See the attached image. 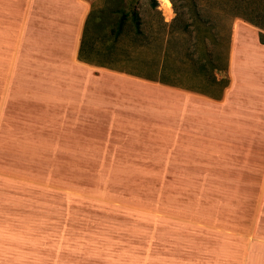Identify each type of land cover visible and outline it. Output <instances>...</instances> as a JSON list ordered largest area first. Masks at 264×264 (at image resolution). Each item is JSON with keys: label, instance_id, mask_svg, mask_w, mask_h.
<instances>
[{"label": "rangeland", "instance_id": "1", "mask_svg": "<svg viewBox=\"0 0 264 264\" xmlns=\"http://www.w3.org/2000/svg\"><path fill=\"white\" fill-rule=\"evenodd\" d=\"M156 1L105 13L135 9L161 44L167 32V74L243 26L256 55L241 49L233 85L264 93L259 30L235 15L257 0ZM130 26L118 43L153 58L159 39L134 51ZM16 57L0 46V264H264V95L213 105L97 68L70 92Z\"/></svg>", "mask_w": 264, "mask_h": 264}, {"label": "crops", "instance_id": "2", "mask_svg": "<svg viewBox=\"0 0 264 264\" xmlns=\"http://www.w3.org/2000/svg\"><path fill=\"white\" fill-rule=\"evenodd\" d=\"M108 4L109 0H0V46L13 47L17 60L21 62L46 63L55 73V84L61 83L59 79L63 83L68 82L70 92L73 88H78L80 81L97 68L102 70L101 75L113 77L114 74H119L145 82H156L195 95L201 102L213 105L222 102L228 104L241 99L246 103V96L253 101L254 96L264 95L259 90L252 93L237 90L235 84L233 85L240 65L241 49L256 55L254 46L243 43V26L236 24L231 33L229 70L232 78L229 85L219 94L211 90L208 81L205 84L203 76L199 75L191 80V84L199 87V90H190L146 78L138 74L137 68L131 69L121 65L132 62L129 56L125 58L124 55L117 56L115 53L105 52L108 42L98 39L97 18L94 17V21L89 24L86 22L91 20L93 11L96 13L98 8ZM165 5H161L163 9ZM245 23L255 27L246 21ZM166 38L165 34V41ZM261 44L264 48V44ZM80 45L84 60H80L78 56ZM101 61L110 63L95 64ZM243 66L248 67L246 63Z\"/></svg>", "mask_w": 264, "mask_h": 264}, {"label": "trees", "instance_id": "3", "mask_svg": "<svg viewBox=\"0 0 264 264\" xmlns=\"http://www.w3.org/2000/svg\"><path fill=\"white\" fill-rule=\"evenodd\" d=\"M259 7H252L250 9H244L243 11H238L235 13L236 16L240 17L244 21L254 25L258 28V40L260 43H264V0H257ZM157 1L151 0V6L156 7ZM107 6V5H106ZM99 8L98 11H93L91 20H88L86 24L94 21V17L97 18L98 25V39L104 42H108V46L105 50L107 54L115 53L117 56L124 55L125 58L129 56V59L132 62L140 63L143 66L137 68L138 74L144 75V77L149 79H156L162 83L175 85L179 87H183L190 90H199V87L191 84L192 78L196 76H206L208 77V86L211 90L216 93L221 94L223 89L229 85L230 78L228 76V69L230 66L229 60V52L231 56L230 44H231V29L225 36V40L222 41L221 36L214 35L212 41L211 51L208 52V49L205 47H193V49H189L186 53V57L184 59L182 71L174 74H167V63L169 56V39L166 38L164 43L161 44V36L159 33H155L156 35H150L144 33L140 27L141 21L139 13L132 9L131 11H118L116 9L109 10L105 13L107 7ZM114 14L116 19L114 21L107 22V15L109 13ZM92 21V22H93ZM130 22V23H129ZM93 24V23H92ZM134 28L133 34H131V47L132 50L141 52L143 49L151 46L152 39H159L156 52L153 53V58H139L138 56H130L131 52L124 46L120 45L118 42L121 40V36L123 34H129L127 32V28ZM232 27V26H230ZM101 31V33L99 32ZM127 32V33H126ZM100 34V35H99ZM167 32L163 33V37ZM83 43V39H82ZM130 47V49H131ZM193 50L197 51L195 56H192ZM199 51V52H198ZM79 58L80 60H84L85 57L82 54V45L79 48ZM110 62H95V64H109Z\"/></svg>", "mask_w": 264, "mask_h": 264}]
</instances>
